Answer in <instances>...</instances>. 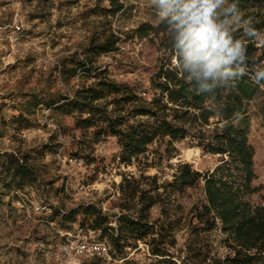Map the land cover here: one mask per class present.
Segmentation results:
<instances>
[{"label": "rangeland", "instance_id": "374dc122", "mask_svg": "<svg viewBox=\"0 0 264 264\" xmlns=\"http://www.w3.org/2000/svg\"><path fill=\"white\" fill-rule=\"evenodd\" d=\"M118 2L122 6L114 11L108 0H0V22H7L17 11L23 23L18 44L0 51V264H57L52 256L56 246L74 239L79 229L87 235L94 230L93 216L79 212L72 221H62L60 216L52 218L51 211H36L38 204L67 211L89 200L99 205L104 202L108 210L102 212L113 225L123 203L122 177L140 180L141 187L148 189L154 181L141 180V176L155 175L156 183H165L172 178L177 162H188L199 171L222 163L219 155L202 153L188 140L168 144L166 139L155 140L145 155L129 164L121 163L116 137L102 122L78 127L76 119L86 117L85 113L63 108L62 101L48 105L59 95L71 96L75 89L98 78L128 87L147 101L153 97L150 78L163 50L151 32L139 38L134 29L159 22L149 0ZM239 7L245 18H254L258 28L264 0H240ZM242 32L236 35L242 36ZM110 34L117 38L114 50L99 55L87 52L91 41L100 43ZM76 61H83L84 67L75 68ZM256 64L251 59L249 69L243 68L254 74ZM112 97L99 103L104 105ZM112 108L107 104V111ZM245 121L248 142L254 148L252 185L260 188L251 197L256 202L264 198V87L259 86L247 102ZM5 154L24 160L38 180L28 184L10 175ZM70 157L81 158L84 166L74 167L65 160ZM69 175L67 192L64 185ZM168 197L170 217L179 225L174 251L184 254L188 241L201 240L218 255L227 253L218 228L201 232L199 238L189 232L190 208L204 200L202 182ZM128 207L132 214L138 209L135 200ZM159 216L160 206L155 205L149 219ZM99 233L95 230L91 237L98 239ZM112 258L104 264L156 263L143 241L126 246ZM91 262L84 259V264Z\"/></svg>", "mask_w": 264, "mask_h": 264}, {"label": "trees", "instance_id": "16d2710c", "mask_svg": "<svg viewBox=\"0 0 264 264\" xmlns=\"http://www.w3.org/2000/svg\"><path fill=\"white\" fill-rule=\"evenodd\" d=\"M108 1L110 8L120 10L122 5L118 0ZM165 27L160 23L156 26L143 23L134 29L139 38L151 32L163 50L160 64L150 78L154 91L150 100L142 99L128 87L98 78L75 89L71 96L59 95L48 101V105L62 101L63 108L85 113L86 117L76 119L78 127L87 128L97 121L102 122L105 130L116 137L121 163L129 164L132 159L145 155L148 145L157 139H166L168 144L188 140L202 153L219 155L222 163L212 170L199 171L188 162H177L172 178L165 183H156L155 175L141 176V180L154 181L153 187L148 189L141 187L140 180L122 177L119 188L123 191V203L115 215V227L98 203L78 204L67 211L51 209V217L72 221L79 212L93 216L91 226L100 230L98 239L108 243L111 260L113 254H122L126 246L143 241L148 253L156 258L154 264H264V198L256 202L251 200L260 188L252 185L254 148L248 142L245 121L247 102L259 86L264 85V79L255 83L252 80L255 73L245 71L226 84L198 92L197 82L187 81L188 73H181L176 62L171 63L172 49ZM258 29H264V7ZM116 40L110 34L100 43L91 41L87 52L99 55L114 50ZM246 44L247 55L262 60L254 43L247 41ZM250 64L251 59H248L241 67L249 69ZM84 65L83 61L74 63L75 68ZM110 96L113 97L108 103H99ZM107 104L113 106L110 111L106 110ZM5 156L6 171L14 178L28 184L38 180L24 160ZM200 182L204 200L190 208L189 232L199 238L201 232L218 228L228 250L224 255H218L211 245L201 240L188 241L184 254L174 251L179 225L170 217L172 209L168 195ZM134 200L138 209L132 214L128 212V204ZM155 205L160 206L161 216L150 220V209ZM91 260V264L105 262L101 258Z\"/></svg>", "mask_w": 264, "mask_h": 264}, {"label": "clouds", "instance_id": "9594fccd", "mask_svg": "<svg viewBox=\"0 0 264 264\" xmlns=\"http://www.w3.org/2000/svg\"><path fill=\"white\" fill-rule=\"evenodd\" d=\"M155 17L169 34L172 56L185 79L195 80L198 92L226 84L245 69L248 59L258 61L252 80L264 79V61L247 55V41L264 48V30L254 18L244 17L240 0H149ZM243 29L242 36L236 33ZM235 65V67H233ZM261 87H264L262 85Z\"/></svg>", "mask_w": 264, "mask_h": 264}, {"label": "built area", "instance_id": "2783aa9c", "mask_svg": "<svg viewBox=\"0 0 264 264\" xmlns=\"http://www.w3.org/2000/svg\"><path fill=\"white\" fill-rule=\"evenodd\" d=\"M22 31L23 23L17 11L7 22H0V51L16 46ZM255 47L258 54L262 56L261 61H264V48H258L256 45ZM65 160H67L68 163L73 164L74 167L82 168L84 166L83 160L78 157H70ZM69 179L70 175L66 179L64 185V189L67 192ZM78 184L79 182H76V185ZM91 203L94 202L89 200L86 204ZM100 207L102 211L108 210L104 202H100ZM34 209L38 212L51 211V208L46 204H38ZM113 226L115 227V223H113ZM88 232L89 234L87 235L83 229H79L77 234L74 235V239L56 246L52 251L54 261L57 264H84V259L101 258L104 261L111 260L108 243L105 240L91 237V234L94 233L95 230H88Z\"/></svg>", "mask_w": 264, "mask_h": 264}]
</instances>
